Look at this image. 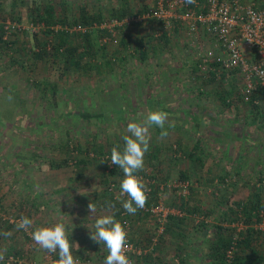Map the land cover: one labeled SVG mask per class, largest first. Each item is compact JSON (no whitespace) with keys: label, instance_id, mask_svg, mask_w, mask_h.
I'll return each instance as SVG.
<instances>
[{"label":"rangeland","instance_id":"374dc122","mask_svg":"<svg viewBox=\"0 0 264 264\" xmlns=\"http://www.w3.org/2000/svg\"><path fill=\"white\" fill-rule=\"evenodd\" d=\"M151 1L0 0V27L6 22L19 27L3 32L0 43V233H11L10 237L0 235V251L4 257L16 260L10 264H30L34 258L30 251L32 239L27 234L30 230L16 229L15 222L21 216L31 218L33 227L38 228L44 226L45 216L52 221L55 202L74 199L80 189L84 194L96 184L106 197L108 187L119 186L121 169L117 167L115 175H106L116 167L110 162L111 149L119 145L122 150L127 124L142 121L153 110L169 114L165 124L168 136L158 141L159 133L155 128L150 130L152 139L144 156V169L136 175L158 179L153 185L158 187L152 200L174 214L179 212L175 218L184 221L177 228L168 226L176 235L164 232L158 236L152 218L139 210L131 215L129 238L140 255L148 250L144 256L151 255L148 262L153 259L154 264H177L185 258L187 263L182 264H210L207 253L215 236L213 225L235 229V238L244 228L240 223H229L233 218L229 199L236 197L248 203L258 198L264 204V132L257 126L250 128L252 142L247 143L253 149L237 151L240 146L232 145V139L222 132L220 109L210 106L211 102L224 101L239 106L240 113L249 110L242 100V77L220 70L224 54L205 28L190 32L177 26L166 29L155 21H134L142 10L149 9ZM35 6H50L57 19L66 16L70 23L79 19L81 9L101 11L107 17L123 8L126 15L121 19H129L130 24L118 30L117 44L97 43L89 70L62 72L60 59L33 62L28 57L29 50L39 49L37 42L51 39L29 15ZM77 30L80 29L73 30L72 37L76 45ZM197 34L203 35L204 43L198 42ZM207 53L211 54L208 65L198 67L201 56ZM50 85H55L56 90L45 94L43 89ZM151 100H160L161 108L146 106ZM169 123L172 127H168ZM225 142L229 143L226 150ZM196 144L199 161L187 155ZM79 159H84L81 166L90 167L82 172L80 183L85 185L80 188L72 180ZM62 161H67V166L54 167ZM238 176L245 179L243 183ZM176 182L188 183L186 198L180 196L183 190L173 186ZM61 184L64 187L52 189ZM60 189V193L52 194ZM113 192L117 195L118 191ZM46 199L53 201L49 211L41 208ZM79 207L87 211L83 203ZM137 218L140 225L136 224ZM254 228L261 232L256 249L264 254V215ZM139 261L132 260L133 264Z\"/></svg>","mask_w":264,"mask_h":264},{"label":"built area","instance_id":"2783aa9c","mask_svg":"<svg viewBox=\"0 0 264 264\" xmlns=\"http://www.w3.org/2000/svg\"><path fill=\"white\" fill-rule=\"evenodd\" d=\"M195 5L184 4L183 0H152L148 10H145L134 21H155L160 23L164 28L170 29L174 27L175 22L183 23L190 32L196 31L198 27H204L209 32L214 44L224 54L220 69L226 75L237 73L242 77L244 83L242 90V100L249 103L254 96L253 103L264 109V0H206L204 11ZM194 7V8H192ZM129 19H111L103 22L95 28L106 31L107 35L100 40V44L119 42L118 30L129 25ZM19 29L15 23L6 22L4 31L10 32ZM210 53L202 55L198 67L208 65ZM262 93V99H256L257 92ZM146 186L153 185L154 180L148 179L145 175L139 176ZM264 185V181H261ZM174 187L183 190L181 197L188 196V183L176 182ZM148 189V197H150L151 189ZM114 199L119 194L113 192ZM187 191V193L185 192ZM126 198V197H125ZM167 206L161 202L155 205L150 204L141 210L158 224L157 233L161 235L165 228V222L169 215L174 214L169 211ZM125 212L121 213L122 223L128 233V248L126 255L130 259L133 254H139L136 251L131 239L129 238V230L131 222L125 217ZM49 255V261L52 260L53 254ZM5 264L15 263L16 260L9 257L3 260ZM80 264H86L82 262Z\"/></svg>","mask_w":264,"mask_h":264},{"label":"trees","instance_id":"16d2710c","mask_svg":"<svg viewBox=\"0 0 264 264\" xmlns=\"http://www.w3.org/2000/svg\"><path fill=\"white\" fill-rule=\"evenodd\" d=\"M205 1L206 0H196L198 6L196 10H199V7L204 11L205 8ZM194 8V7H192ZM146 9L142 10L143 13ZM126 11L123 10V8H120L117 11H112L109 13V16H104L101 11L98 12H92L87 11L86 9L80 10V16L79 19H73L72 23L68 21V18L66 16H61L60 19H57L55 17V13L53 12L52 7L45 6L42 8L38 7H31L30 8V16L34 24L36 25H42L43 27V34H46L51 39H47L44 43L40 44L37 42V44L40 46L38 50H29L28 51V57L32 59L33 62L36 61H42L44 59L53 58L52 61L55 62L56 59H60L61 61V69L62 72L66 71H86L90 69V59H93L94 57V48L97 46V43L99 45L100 40L107 35L106 31L101 30L99 28H95V26L100 25L103 22H108L111 19H117L121 20L126 13ZM57 26L58 29H54ZM176 27V26H175ZM175 27H173L175 29ZM177 27L180 28H187L186 25L183 23H180L177 25ZM84 29V31L77 30L74 36L79 37V43L76 45L74 44L73 37V30L75 29ZM4 31V26L0 27V43H2V34ZM36 36V35H35ZM126 41L129 39L128 36L125 37ZM125 44V42H124ZM37 48V47H36ZM56 58V59H55ZM84 58H87L85 60ZM16 61L15 64L19 65L20 67H23V62L19 60ZM221 70V69H220ZM222 71V70H221ZM50 90L52 91V94L56 90L55 85H50L49 89H43V92L46 94V92ZM256 99H262V93L260 91L257 92ZM254 99V96L252 97L251 102L248 103V107H250V110L254 111L255 113H261L264 112V109L259 106L255 105L252 101ZM224 103V101H223ZM226 105V103H225ZM199 151V145L196 144L193 146L192 151H189L187 153L189 158H194V160L199 161L201 160L200 157L195 155V152ZM98 155V154H97ZM84 162V159H79L76 162V169L81 167ZM67 161H62L60 163H55L54 167H65L67 166ZM114 166V165H113ZM117 167H113L107 172L108 175H115ZM77 173V172H76ZM79 174H82L80 172ZM105 175V176H106ZM104 176V175H103ZM142 176V175H141ZM155 177H152L150 180H154ZM186 178L184 174H182V179ZM185 180V179H184ZM158 181L156 179L155 183ZM153 184V185H154ZM153 185H150L147 188L151 189L150 197H148L146 206H149L151 203L156 204V200H152V197L155 196L157 187H153ZM113 190L119 191V186H113ZM153 188H155V191H152ZM108 187L107 194L109 195L108 198H110L111 203L115 205L114 209H116V217L119 219V222L122 223V217L121 213L126 211L123 209L122 204L120 201H117L114 198V195L109 190ZM126 199V198H124ZM154 201V202H153ZM229 210L231 213V218L229 220V223L231 224H238L244 226L242 231H240L236 238L233 230L235 229H225L221 226H215L213 225V228L215 229V236L210 241V246L208 250L207 258L209 259L210 264H264V254L261 253L258 249H256V243L258 242V238L260 235V231L256 230L254 228V225L260 224L262 221V216L264 215V204H260V199L255 198V200L250 201L248 203H245L243 201H240V199L236 197H231L228 201ZM142 212L141 210H139ZM138 211L136 212V214ZM239 214V215H238ZM132 214H125V218L129 220V222H132ZM177 215H169L165 222V228L162 234L170 233L172 235H176L174 232H172L168 226L173 225L176 228L180 226V224L183 223V218H175ZM156 224V223H155ZM132 226V223H131ZM156 228H158V224H156ZM161 234V236H162ZM162 240H160L161 242ZM160 253V245L156 248V253ZM155 254V253H153ZM152 254V255H153ZM230 254V255H229ZM141 256V255H140ZM151 255L148 256V258H145L142 256V260H144L146 263L151 258ZM8 256H5L4 258L7 259ZM133 256H130V260L132 261ZM185 258L180 259V263L185 262ZM177 263V264H180ZM187 263V262H185ZM2 264H5L3 261Z\"/></svg>","mask_w":264,"mask_h":264},{"label":"clouds","instance_id":"9594fccd","mask_svg":"<svg viewBox=\"0 0 264 264\" xmlns=\"http://www.w3.org/2000/svg\"><path fill=\"white\" fill-rule=\"evenodd\" d=\"M184 4L195 5L196 0H183ZM11 99V97H9ZM168 113L163 110L149 111L142 121H130L127 124L126 132L122 136L123 148L119 145L111 149L110 162L122 170L123 178L119 183V194L116 200L120 201L123 209L128 214L134 215L138 210H142L148 200V189L143 180L136 173L144 169V156L149 151L152 139L151 129H160L157 136L158 141H163L168 136L165 124L168 121ZM172 127V124H168ZM126 197V199H124ZM88 210L91 215L97 211L95 203L89 202ZM115 205L106 202V208L111 211ZM16 223L17 230L28 231L33 228V221L21 216ZM73 227H75L73 225ZM94 231H89V239L97 244H103L107 249V256L103 264H133L126 252L130 248L128 243V233L125 227L115 219L114 215L99 216L94 222ZM69 230L63 223H56L51 227H38L31 231L32 240L39 249L47 254H56L58 259L54 264H80L79 257L73 255V245L79 250V245L70 242ZM5 237H10L11 233H0ZM4 260V253L0 251V261Z\"/></svg>","mask_w":264,"mask_h":264},{"label":"crops","instance_id":"0c3cea01","mask_svg":"<svg viewBox=\"0 0 264 264\" xmlns=\"http://www.w3.org/2000/svg\"><path fill=\"white\" fill-rule=\"evenodd\" d=\"M179 24H180L179 21H176L174 27L179 25ZM200 29H203L202 31H204V27H201ZM205 30L207 31L206 28H205ZM202 31H200L199 33H202ZM196 39H198V42L200 44L204 43V41H205L202 34H197ZM196 39H193V43L196 42ZM189 41H190V39H189ZM179 42L181 43V41H179ZM185 42H187V40ZM211 103L212 104H210V106L212 108L220 109V121H221L220 126L223 127L222 132L227 133L226 135L229 137V139H232V145H233V143L234 144L237 143L240 146L239 149H237V151L247 152L250 149L252 150L253 145L251 143H247V141H250V140H251L250 142H252V138H250L251 133H250L249 129L250 128L252 129L254 126L255 127L257 126L259 129H261L262 132H264V112L255 113L254 111L249 109L247 111H244L243 113H240L241 110H240L239 106H237L235 104L234 105H229V104L225 105V103H223L221 101L220 102L216 101V102H211ZM146 106H149L152 108H159V107L161 108L162 103L160 100H151V101H147ZM226 125H227V127H226ZM229 127H231L230 130H226ZM175 128L177 130H180V131L185 133L184 129H179L178 126ZM155 132L159 133L160 130L155 128ZM241 132L243 134H241ZM256 136H258V135H256ZM253 143H254V141H253ZM248 144L250 145V148H246V146H248ZM224 145H225L224 149L225 150L228 149L229 143L226 144V142H225ZM222 150H223V146L220 147V151H222ZM89 168L90 167H87V166H81L78 169H74V171L77 173L75 174V176L73 177L72 180H76L74 182H77V183H74L73 181H71V183L72 184L74 183L75 186L80 185L79 188L83 187L82 184L85 185V183L84 182L80 183V181H82L81 180L82 174H79V173L80 172H86V170H88ZM238 177L240 179L238 181L243 183V180H245V179H243L242 176H238ZM92 181H94V179H92ZM92 181H88V183L90 184V182H92ZM59 182L62 183V181H59ZM63 185L64 184H61L60 187L59 186L54 187V188L52 187V189L61 188ZM93 185H92L91 190H89L87 193H84V194L81 193L82 190L80 189L78 191L79 195L77 197H74V199L71 198L69 200H65V201H61V202L59 201L58 203L55 202L56 211L54 212L55 215H53L51 213L52 221L50 220V217L45 216L42 219V224L44 226L41 225L40 227H51V226L55 225L56 223H63L65 225L66 229L69 230L68 236H69L70 242H74V243L79 245L78 251L76 250L75 245H73L72 251H73L74 256L79 257L80 263L85 262L86 264H103L104 259L108 254L107 249L105 248V246L102 243L97 244V243L91 241L89 239V231L90 232L94 231L93 225H94L95 220L99 216L109 214V215H114V217L117 221H119V219L116 217V214L113 211L114 208L111 209V211H109L106 208V202H111L110 198H108L109 195H107L108 197L107 196L104 197V193H102V191L99 190V188H98L99 186H97L96 184H95V186H93ZM31 189H32V186H30V190ZM60 191H61V189L60 190H53L52 194H54V195L58 194V193H60ZM68 201H69L68 205H66V207H64V204H66V202H68ZM43 202L44 203H41V206H42L41 208L46 209V210L48 209V211L51 210V205L53 204V201H51L50 199H46ZM89 202L95 203L97 206V211L93 215H91V213L87 207ZM82 203L87 208V211L83 207H79V204L82 205ZM69 206H71V207H69ZM53 208H54V205H53ZM62 210H67V212H61ZM58 211H60V212H58ZM139 221H141V220L138 219V221H136V224L140 225L141 222H139ZM73 225L75 227H73ZM132 226H133V223H132ZM29 230L30 231L27 232V234L31 238L30 233L33 229H29ZM30 242L32 243V245L30 246V251L34 253V258H33V260H31L30 264H51L49 259L47 260L45 252L43 250L39 249L38 245H36L33 240H31ZM25 249H27V248H25ZM147 251L148 250L144 251V254L142 253L143 256L146 255ZM140 254L141 253L131 255V256H133L131 259L132 260H138L139 259L140 261H143L144 264H154L155 260L152 259L151 260L152 262L149 261L146 263L144 260H142L143 258H140ZM154 255L155 254H153V256ZM141 257H142V255H141ZM57 259H58V256L56 255L52 260L56 261ZM52 264H54V263H52Z\"/></svg>","mask_w":264,"mask_h":264}]
</instances>
